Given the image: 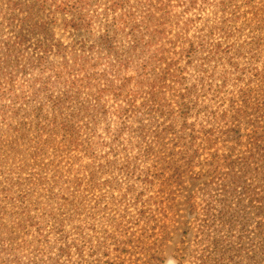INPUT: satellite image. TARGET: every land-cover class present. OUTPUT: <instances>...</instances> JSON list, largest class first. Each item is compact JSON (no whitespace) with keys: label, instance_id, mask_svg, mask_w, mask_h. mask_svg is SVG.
<instances>
[{"label":"rangeland","instance_id":"obj_1","mask_svg":"<svg viewBox=\"0 0 264 264\" xmlns=\"http://www.w3.org/2000/svg\"><path fill=\"white\" fill-rule=\"evenodd\" d=\"M137 1L141 5L136 23L138 33L134 37L123 35L105 43H101L100 39L107 33L105 29L110 30L103 26L104 18L96 16L102 14V5L91 4L87 7L86 13L91 16L88 32L65 29L63 17H56V21L52 20L55 24L50 31L65 52L61 57H44L47 64H44L42 72L27 67L29 61L43 56L33 51L32 46L18 45L15 55L4 47L5 44L17 42L22 26L19 21L25 15L11 10L8 2L29 5L31 0H0V65L4 74L11 77L14 96H19H8L0 103V106L8 107L5 116L0 113V140L6 143L19 137L22 139V135L37 120L35 110L41 107L48 119L56 115H69L78 129V144L81 143V147H85L87 141L99 142L105 145L95 148L96 154L106 155L110 154L107 145L112 144L116 152L115 169L106 168L101 173L98 169L104 162L96 161L93 164L95 184L87 189L85 177L90 174L85 173L79 176L82 188L76 192L84 200L82 210L94 214L92 221H83L81 217V221L77 222L84 225L85 234H90L86 231L90 223L96 230L97 238L103 236V231L113 235V240L108 239V247L102 252L106 255L103 262L119 263L116 251H120L122 264H176L174 258L178 250L183 249L184 264H193V261L198 264L192 257L210 254L208 248L213 240L218 242V250L212 252L211 257L224 256L222 264H264V7L260 19L256 20L253 16L254 9L262 7L264 0H252V5L244 6L250 10L230 28L229 39L224 38V30L222 33H211L217 23L216 17H219L215 16V3L218 0H208L200 11L185 10L184 13L188 7L186 0H170L164 10L159 7L158 0ZM154 6L159 11H154ZM245 9L240 13L243 14ZM45 17L52 19L48 13H45ZM45 17L42 16V19L45 20ZM161 30L166 32L163 40L154 34ZM128 33L126 31L125 34ZM159 40L164 43L170 58L177 62V67L184 71L186 79L182 90L190 91V111L186 117L177 112L169 92L158 97L157 103L163 105L162 112L155 115L154 112H144L147 108L142 104L148 100L154 101V81L164 69L162 64L154 65L153 60L154 51L159 47L155 43ZM188 42L197 48L189 61L185 54H181L188 48ZM219 43L226 47L233 43L245 47L238 54L234 52L236 46H233L228 58L232 57L237 70L224 66L223 69L232 76L222 83L218 82L221 69L216 74L213 71L218 63L208 60L212 57L210 52L213 46ZM198 44H202V47H197ZM15 58L20 61L13 70L10 67ZM120 67L122 70L119 72ZM18 68L23 69L24 74H20ZM54 71L68 74L69 80L79 85L84 84L85 76L98 75L102 80L96 78L95 86L111 89L119 88L127 79L130 89L134 91L136 87L140 93L136 103L140 109L120 118L113 107L118 109L121 103H114L106 97L103 100L106 103L105 119L91 136L85 130L86 119H79L76 115L79 111L82 114H95L99 107L92 109L94 103L87 96L89 90L84 87L75 99H66L73 92L55 84ZM45 80L49 84L45 92L34 96L35 90ZM217 84L222 86V91L214 93ZM260 87L261 92H257ZM247 90L251 93L245 92ZM52 101H61L60 108L54 109ZM13 109L18 110L15 116L9 113ZM213 113L217 116L215 119H211ZM9 126L13 130L8 131ZM119 129L122 131L117 133ZM30 139V136L25 138V143ZM148 151L150 155L147 156ZM215 152L218 156L231 154L233 166L210 171V156ZM67 154L77 156L76 159L82 164L91 163L84 157L82 159V152L70 151ZM250 156L252 158L247 159ZM8 157L9 154H6L1 181L8 176L13 179L17 193L21 191L27 195L31 215H37L34 202L43 203L45 196L38 190L43 199L30 198L35 191L34 183L29 182L32 177L17 174ZM125 159L136 162L133 163L134 174L124 172ZM66 161H61L57 172L55 168L46 166L48 161L45 158L41 163L43 174L47 179L57 177L58 173L69 169ZM177 169L179 173L173 175ZM232 177L239 181H231ZM144 178L150 184L144 183ZM128 189H131L130 193ZM135 197L139 200L136 208L133 206ZM189 198L195 210L190 208ZM256 198L258 201H255ZM170 207L172 212H169ZM163 211L170 220L165 219ZM127 213L130 221L137 214L141 223L139 226L124 223L126 228L132 230L128 233L134 234V238L133 245L123 252L122 244L129 235L123 237L122 229L116 232L111 227V221L117 219L122 223L119 216ZM223 215L224 221L221 223L219 217ZM161 226L165 227L167 241H163L158 233ZM184 233L188 234V238H182Z\"/></svg>","mask_w":264,"mask_h":264},{"label":"trees","instance_id":"obj_2","mask_svg":"<svg viewBox=\"0 0 264 264\" xmlns=\"http://www.w3.org/2000/svg\"><path fill=\"white\" fill-rule=\"evenodd\" d=\"M31 0L29 5L20 2H8V6L11 10L16 12H22L23 15L20 19L21 29L18 32L17 42L12 43V45L5 44L4 47L9 50L11 55L18 53V45H29L32 46V50L37 53H42V57H37L35 61H29L27 66L31 69H38L39 71H44L45 58L48 55H54L61 57L65 49L61 44L56 42L51 34L50 27L55 24L56 17H63L64 28L69 29L73 32L86 31L88 32L91 28V16L86 13L87 7L91 4L97 6H103L101 13L96 14V16H101L104 18V27L106 34L100 39L101 43L113 41L114 39L121 37L123 35H130L134 37L138 33V27L136 25L138 20V12L140 11L141 5L137 0ZM178 1V0H175ZM170 0L163 2V0H158L159 7L162 10L168 7ZM188 7L184 9L198 10L202 9V6L208 2V0H186ZM262 7L259 9H254V19L258 20L262 16L261 9L264 7V1H262ZM140 5V6H139ZM252 5V0H218L215 3L217 8V13H215L217 23L215 27H212V32L222 33L224 30V38L229 39L230 28L240 21L241 16L247 15L250 9H245L244 6ZM241 14V10H244ZM44 11V13H43ZM154 11H159L157 7L154 6ZM253 11V12H254ZM45 13L52 16V19L46 18ZM45 17V20L42 19ZM185 26L188 25L185 24ZM128 31V34H125ZM156 38L163 40L166 37L165 30L155 31ZM139 36V35H138ZM138 39L137 42L140 41ZM157 41L155 43L156 47L154 51V65L162 64L164 69L157 76L154 81V101H146L142 105L147 109L144 112L153 113L162 112L163 105L157 103L158 97L164 96L168 92L173 98V104L177 107V112L182 116H187L190 111L189 107V90H182L184 86V81L186 77L184 76V71L177 67V62L170 58L168 51L164 48V43L162 41ZM167 40V39H165ZM4 43H1L3 45ZM160 44V45H159ZM188 48L183 50L181 54L186 55V59L189 61L190 58L196 54L197 48L193 43L188 42ZM233 46L235 47L234 52L240 54L245 50V47L237 46L232 44L231 46H224L223 43H219L213 46L210 52L211 58L208 60H215L218 65L213 68L214 74L221 69L219 73V83L227 82L229 77L232 76L228 74L227 70H224V66H227L230 70H237L236 64L232 63V57L228 56L233 51ZM197 47H202V44H198ZM36 55V54H35ZM37 56V55H36ZM20 59L15 58L10 69H16L19 64ZM152 61V60H151ZM151 61H148L150 63ZM89 68V67H88ZM122 70L120 67L119 72ZM85 71V70H84ZM20 74H24L23 69L18 68ZM54 82L55 84H60L64 88L73 92L71 97H66V99H75L77 97L81 88H87L89 90V95H87L91 101L94 103L92 106L93 110H98L95 114H82L81 111L76 115L79 119H86V128L88 134L93 136L100 125V122L105 119V106L106 104L103 100L109 97L110 100L115 102H120L121 105L118 109L114 108L115 114L118 117L123 115H132L136 110L140 108L137 106V100L139 99L140 93L137 91L136 87L134 91L130 89V81L124 80L120 87L117 89L107 88L105 86L96 87V78L100 81L101 76L98 75H87L85 76L84 84L79 85L78 82L69 80V75L64 74L61 71H54ZM213 74V73H212ZM214 78V77H212ZM209 81V78H206ZM50 80V79H48ZM238 80V78L236 79ZM36 83V82H35ZM47 80L43 81L35 90L34 96H38L45 92V87ZM11 77L4 74L0 65V103L4 102L5 99L10 96L12 98H19V96H14V92L11 89ZM42 87V88H41ZM214 93H219L222 91V86L217 84ZM261 87L257 92H261ZM184 91V92H183ZM251 93L249 90L245 91ZM156 95V96H155ZM263 98V97H262ZM61 101H52V107L54 109H59ZM88 103V101H86ZM257 102V101H256ZM154 103V105H152ZM158 106V108H156ZM248 106V105H247ZM141 107V106H140ZM8 107L5 105L0 106V113L5 116V112H8ZM10 115L15 116L18 113L17 109L9 111ZM35 118L37 119L31 129L24 135L22 139L19 137L9 142H4L0 140V264H122V255L118 252L119 263L114 262H103L106 257L102 253L106 246L108 247V239L113 240L111 235L103 231L102 237H96L95 228L88 224V229L90 234H85V227L77 222L81 221V217L84 218L83 221L94 220V214L90 211H83L81 205L84 203L82 197L77 196L76 192L82 188V180L79 176L89 172L85 178L87 180V189L95 184L96 178L93 171V164L96 161L103 160L100 172L102 173L104 169H115L116 162L114 158L116 157V152L112 148V144L109 146V153L106 155H97L96 149L104 147L105 144L99 142L87 141L85 147H81V143L78 144V129L76 128L74 122L68 116L61 117V115H56L51 119L44 116L43 109L41 107L35 110ZM2 116V117H4ZM211 119H215L217 116L215 113L211 115ZM66 120H69L68 122ZM207 120H209L207 118ZM186 127V124L184 125ZM11 126L8 127V131H11ZM122 130L119 129L117 133ZM192 135V134H191ZM28 136L31 139L28 143H25L24 139ZM60 137V138H59ZM192 141L195 139L191 136ZM114 143V142H113ZM73 151L74 153L82 152V156L89 160L90 164L80 163L77 156L72 157L68 155L67 152ZM9 154V159L12 160L13 166L17 174H28V177H32L29 182L34 183V194L30 198L45 199L43 203L34 202L36 205L38 214L31 215L28 208V197L27 195L17 193L18 191L14 189L16 183H13V179L9 176L3 181L2 175L4 174L6 162L5 155ZM147 156L150 155V151L146 152ZM47 159L48 163L46 166L55 168L57 172L58 165H60L62 160L66 159L70 165L69 169L64 173H58L57 177L52 176L47 179L46 174H43V168L41 163L44 159ZM250 156L247 159H251ZM69 160V161H68ZM232 155L218 156L217 153H213L210 156V171H215L220 167H232L233 166ZM136 163L133 159H125L123 162L124 172L126 174H134ZM57 167H54L56 166ZM170 163L168 164V168ZM77 167V169H75ZM12 171V170H10ZM179 169L175 170L173 175L179 173ZM64 174H66L64 176ZM89 176V177H88ZM144 183H149L148 179L144 178L142 180ZM231 181L237 182L239 179L232 177ZM41 191L42 195L38 193ZM131 192V189H128ZM246 195V194H245ZM248 195V194H247ZM246 195V196H247ZM254 198V197H253ZM190 208L195 210V205L192 203V199H188ZM255 201H258L256 198ZM224 202V199H223ZM226 202V200H225ZM139 204L137 197L134 199V207L136 208ZM169 212H172L170 207ZM163 215L164 211H163ZM166 216V215H165ZM119 222L117 219L112 220L111 227L118 232L122 229L123 237L127 234L128 238L125 240L122 246L123 252H126L130 246L133 245L134 234L130 232V228H126L125 224H131L133 226H139L141 223L140 217H132L131 221L129 215H120ZM166 220L168 217L166 216ZM221 223L224 221V215L219 217ZM108 221V218L106 219ZM165 227H158V233L163 241H167V235L165 233ZM132 231V230H131ZM71 234V235H70ZM188 234L184 233L182 238H188ZM218 242L213 241L209 246L211 253L207 256L202 257H192L196 260L198 264H222L225 259L224 256L213 258L211 257L212 252H216L218 249ZM118 249V248H117ZM184 250H178L177 257H173L176 264H184ZM193 264H196L193 261Z\"/></svg>","mask_w":264,"mask_h":264}]
</instances>
